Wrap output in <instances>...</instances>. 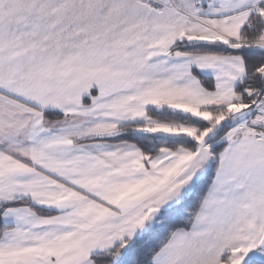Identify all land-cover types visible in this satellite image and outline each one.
I'll return each mask as SVG.
<instances>
[{"label":"snow or ice","instance_id":"1","mask_svg":"<svg viewBox=\"0 0 264 264\" xmlns=\"http://www.w3.org/2000/svg\"><path fill=\"white\" fill-rule=\"evenodd\" d=\"M0 264H264V0H0Z\"/></svg>","mask_w":264,"mask_h":264}]
</instances>
